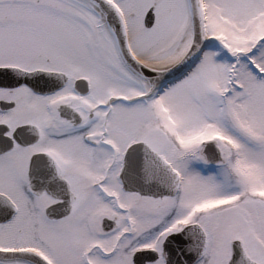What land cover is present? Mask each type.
Listing matches in <instances>:
<instances>
[{
    "label": "snow or ice",
    "instance_id": "1",
    "mask_svg": "<svg viewBox=\"0 0 264 264\" xmlns=\"http://www.w3.org/2000/svg\"><path fill=\"white\" fill-rule=\"evenodd\" d=\"M0 264H264V0H0Z\"/></svg>",
    "mask_w": 264,
    "mask_h": 264
}]
</instances>
